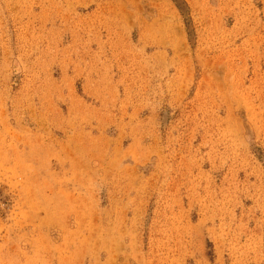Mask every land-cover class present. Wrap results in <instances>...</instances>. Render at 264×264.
<instances>
[{
  "label": "rangeland",
  "instance_id": "374dc122",
  "mask_svg": "<svg viewBox=\"0 0 264 264\" xmlns=\"http://www.w3.org/2000/svg\"><path fill=\"white\" fill-rule=\"evenodd\" d=\"M0 264H264V0H0Z\"/></svg>",
  "mask_w": 264,
  "mask_h": 264
}]
</instances>
